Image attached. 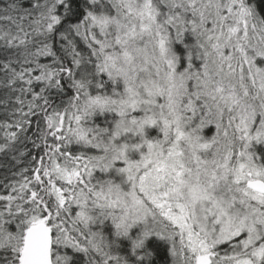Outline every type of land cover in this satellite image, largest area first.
I'll list each match as a JSON object with an SVG mask.
<instances>
[{
  "label": "snow or ice",
  "instance_id": "obj_1",
  "mask_svg": "<svg viewBox=\"0 0 264 264\" xmlns=\"http://www.w3.org/2000/svg\"><path fill=\"white\" fill-rule=\"evenodd\" d=\"M0 264H264V0H0Z\"/></svg>",
  "mask_w": 264,
  "mask_h": 264
}]
</instances>
